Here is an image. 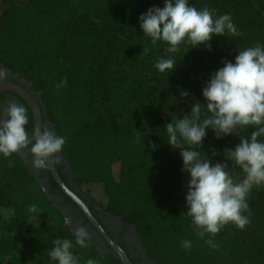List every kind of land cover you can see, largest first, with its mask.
I'll list each match as a JSON object with an SVG mask.
<instances>
[{"label":"trees","instance_id":"trees-1","mask_svg":"<svg viewBox=\"0 0 264 264\" xmlns=\"http://www.w3.org/2000/svg\"><path fill=\"white\" fill-rule=\"evenodd\" d=\"M247 1L252 4L189 0L214 17L230 13L238 34L214 35L211 50L187 45L174 57L171 73L154 66L168 45H153L139 19L154 5L163 7L164 0H29L12 2L2 15L0 66L5 77L19 73L41 91L43 118L66 137L62 154L77 185L90 186L94 201L134 224L158 264H264V185L248 198L251 222L244 229L229 222L214 236L199 237L186 212V196L173 186L186 172L180 149L167 144L165 129L166 122L189 113L197 101L205 103L202 89L226 60L234 62L239 49L259 43L263 10L239 7ZM64 79L66 86L55 87ZM181 90L189 95L182 96ZM9 93L14 92L3 91L0 102ZM22 100L30 131L33 112ZM254 130L241 127L238 135L217 139L209 128L198 150L203 158L209 155L213 163L232 167L224 149L235 148L240 136ZM47 194L18 152L0 155V218L6 222V229H0V264H57L49 256L53 241L64 237L75 244L65 215ZM32 203L38 204L37 213L28 211ZM208 237L217 247L205 242ZM185 239L192 241L191 248L182 247ZM87 245L73 249L84 260L81 264L88 258L122 264L95 240L88 239ZM17 246L23 259L1 258Z\"/></svg>","mask_w":264,"mask_h":264},{"label":"clouds","instance_id":"clouds-1","mask_svg":"<svg viewBox=\"0 0 264 264\" xmlns=\"http://www.w3.org/2000/svg\"><path fill=\"white\" fill-rule=\"evenodd\" d=\"M139 19L141 29L151 38V43L166 42L168 51L173 53L182 44L191 45V48L206 46L211 50L210 41L214 35L238 34L230 13L214 17L210 9H198L189 0H164L163 7L154 5ZM176 65L173 56H161L154 66L160 72L171 70V73ZM4 77L5 70L0 68V78ZM66 85L64 79L55 87ZM181 95L187 97L189 92L181 90ZM202 95L205 103L197 101L189 113L166 122L165 129L167 144L180 149L182 171L190 175L185 197L187 215L196 226V234L205 238L206 233L214 236L229 222L244 229L251 222L248 194L254 186L264 185V44L239 49L234 62L226 60L212 74ZM28 124L27 107L15 102L8 104L6 118L0 119V155L7 157L30 148L33 168L46 170L59 164V153L66 137L49 126L42 130L33 127L28 131ZM246 126L255 130L248 136H240V143L235 148L224 149L232 167L227 162L213 163L209 155L208 158L201 156L198 149L202 148L209 128L220 139L234 133L238 135V129ZM236 166L242 170V176H233L230 169ZM28 211L37 213L38 204L32 203ZM75 236V244L71 239L57 237L49 252L50 258L57 264H81L73 249L76 245L88 246L86 226H79ZM205 242L210 247H217L211 237ZM191 246L190 239L182 241L183 248ZM87 264H97V261L88 258Z\"/></svg>","mask_w":264,"mask_h":264},{"label":"flooded vegetation","instance_id":"flooded-vegetation-1","mask_svg":"<svg viewBox=\"0 0 264 264\" xmlns=\"http://www.w3.org/2000/svg\"><path fill=\"white\" fill-rule=\"evenodd\" d=\"M22 1L28 2L29 0H0V21L3 13L8 7L12 5V2L20 4ZM7 78L22 85L38 100V102L41 101V91L33 90L31 82H28L25 78L21 77L19 73H8ZM14 93L6 94L4 99L0 102V119L6 118L8 104L15 102L17 104H24L26 106L22 100L23 98ZM43 125L49 126L54 130V125L48 118H43ZM26 130L29 131L28 125H26ZM19 151L21 153L20 155L23 157V161L30 169L31 173L36 176L38 181H40L41 185L50 195L51 200L61 209L67 219V223L69 221L68 224L72 232L75 234L79 226H86L89 232L88 239L95 240L104 248L105 251H113L115 254H117L109 242L105 239L101 231L97 228V226L91 222L83 208L62 188V191L58 188H55L52 179L54 181L56 180L50 168L46 170H37L33 168L30 148L21 149ZM61 153H59L60 157ZM55 165L66 184L86 202L94 217L105 228L112 239L126 250L134 264H158L155 258L149 257L147 249L143 246L142 239L138 234L134 224H129L124 221L120 215L111 213L105 209V207L100 202L94 201L87 191H84L82 188H80L74 180L75 177L73 170L67 165L63 157H61V162Z\"/></svg>","mask_w":264,"mask_h":264},{"label":"water","instance_id":"water-1","mask_svg":"<svg viewBox=\"0 0 264 264\" xmlns=\"http://www.w3.org/2000/svg\"><path fill=\"white\" fill-rule=\"evenodd\" d=\"M1 68V66H0ZM4 68V67H3ZM4 90H10L21 96L23 99L26 100V102L29 104V106L32 109L33 112V117H34V127H39L41 130L43 129V114H42V109L41 106L38 102V100L27 90L25 89L22 85L7 79L4 77L3 79L0 78V94ZM61 157L64 158L66 161L67 165L71 167V164L69 160L61 153ZM49 164L51 165V161L49 160ZM72 169V167H71ZM50 170L52 171V174L58 183V185L70 196L72 197L85 211L89 219L91 220L92 223H94L97 228L101 231V233L104 235L105 239L109 242V244L112 246L114 251L117 253L119 259L121 260L122 264H134L126 252V250L117 242H115L112 237L109 235V233L105 230V228L99 223V221L94 217L93 213L91 212V209L89 206L86 204V202L75 192L73 191L63 180L61 177L56 165H51ZM49 199L51 200V197L49 194H47ZM52 201V200H51ZM56 207L57 204L54 203ZM69 223V221H68Z\"/></svg>","mask_w":264,"mask_h":264},{"label":"rangeland","instance_id":"rangeland-1","mask_svg":"<svg viewBox=\"0 0 264 264\" xmlns=\"http://www.w3.org/2000/svg\"><path fill=\"white\" fill-rule=\"evenodd\" d=\"M244 1V0H243ZM254 7V8H257V7H261L262 8V10H263V17H264V0H252V4L250 3V2H248L247 1V4L245 5L244 4V2L241 4V6H239V7H241V8H246V7ZM258 37H260L259 38V43L260 44H264V26L261 28V30H260V34L258 35ZM186 46L187 45H184V44H182V45H180L179 46V50L177 51V52H175V53H173V52H170V51H168V47L165 49V51H164V54H163V56L164 57H168V56H173V57H175L179 52H181V51H183L185 48H186ZM23 79V78H22ZM18 153L19 154H21L20 153V151H18ZM22 157V156H21ZM23 158V157H22ZM231 172H232V174H233V176L234 177H236V176H242L243 175V173H241V172H239V170L236 168V167H234V168H232V170H231ZM181 179L182 180H180V181H178V180H175V181H173V186L176 188V189H178L181 193H183L185 196H186V192H187V184H188V180L190 179V175L188 174V173H186L183 177H181ZM40 182V181H39ZM263 185H260V186H254L253 187V189L250 191V193L248 194V197H247V199L250 197V195H251V192L253 191V190H257V189H260L261 187H262ZM88 189H90V186H84L83 187V190L84 191H87L89 194H90V191H88ZM105 201V199L103 198V201L102 202H104ZM30 223H32L31 221H30ZM0 229L1 230H5L6 229V222L2 219V218H0ZM3 260H9V259H16V258H18V259H23L24 258V253L20 250V248L17 246L16 247V249L15 250H13L12 251V253L10 254V255H3L2 257H1ZM80 260H81V263L84 261V260H82V258L80 257Z\"/></svg>","mask_w":264,"mask_h":264}]
</instances>
